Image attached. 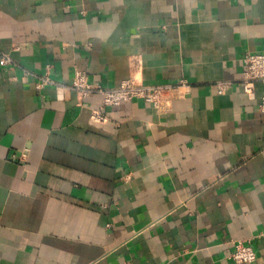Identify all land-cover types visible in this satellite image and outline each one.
<instances>
[{
    "label": "crops",
    "instance_id": "1",
    "mask_svg": "<svg viewBox=\"0 0 264 264\" xmlns=\"http://www.w3.org/2000/svg\"><path fill=\"white\" fill-rule=\"evenodd\" d=\"M247 52H264V0H0V264H236L237 241L264 264ZM76 71L188 89L167 111L102 107Z\"/></svg>",
    "mask_w": 264,
    "mask_h": 264
},
{
    "label": "built area",
    "instance_id": "2",
    "mask_svg": "<svg viewBox=\"0 0 264 264\" xmlns=\"http://www.w3.org/2000/svg\"><path fill=\"white\" fill-rule=\"evenodd\" d=\"M13 63L8 55H0L1 66L12 65ZM243 64L241 88L245 93L250 94L256 82L264 83V52L245 53ZM43 82H48V80L44 79ZM71 87L79 91L83 97L92 94L100 95L102 107H116L132 100H141L159 111H167L171 107L172 101L185 93L188 89V83L181 79L174 84L146 85L131 78L123 81L117 87L102 88L89 84L85 74L76 71ZM214 87L217 93L223 94L229 89V83L217 82ZM260 110L264 112V97L261 98ZM91 120L98 124L105 122L106 117L96 110L92 112ZM260 236L264 237V233H260ZM230 259L236 264H251L256 259L255 250L250 243L237 241L234 243V250Z\"/></svg>",
    "mask_w": 264,
    "mask_h": 264
}]
</instances>
